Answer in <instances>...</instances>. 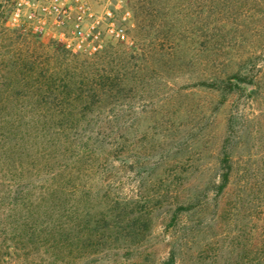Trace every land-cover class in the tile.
I'll return each mask as SVG.
<instances>
[{
    "label": "rangeland",
    "instance_id": "374dc122",
    "mask_svg": "<svg viewBox=\"0 0 264 264\" xmlns=\"http://www.w3.org/2000/svg\"><path fill=\"white\" fill-rule=\"evenodd\" d=\"M123 1L0 3V194L21 178L33 184L39 205L44 188L68 186L65 226L74 228L71 216L77 212V229L85 234L114 227L103 216L125 207L142 219L134 224L144 232L143 241L93 238V248L68 247L65 264H163L172 247L179 264H239L238 256L226 253L244 220L228 215L227 205L245 168L264 191V81L261 94L252 97L243 90L229 93L228 80L259 73L264 0H174L172 12L159 19L168 28L150 27L139 36L132 22L138 15L135 0L127 6ZM111 6L122 10V24L106 25ZM96 29L106 36L125 33V44L117 42V34L100 42L112 66L95 65L112 69L123 85L85 113L80 105L77 130L42 123L61 116L38 108L35 90L38 77L51 66L52 42L79 50L94 43L89 36ZM225 153L235 168L228 199L216 188ZM259 200L262 211V193ZM0 203L1 253L10 247L8 264H22L13 228L3 225L14 221L7 214L11 201ZM188 206L195 208L183 211ZM43 246L28 245L35 251ZM218 253L222 256L216 258Z\"/></svg>",
    "mask_w": 264,
    "mask_h": 264
},
{
    "label": "trees",
    "instance_id": "16d2710c",
    "mask_svg": "<svg viewBox=\"0 0 264 264\" xmlns=\"http://www.w3.org/2000/svg\"><path fill=\"white\" fill-rule=\"evenodd\" d=\"M3 1L6 2V5L12 7V4H10L12 0H0V3ZM194 1L198 3L199 0ZM128 3L129 0L123 1L124 6H127ZM175 6L174 0H135L134 7L138 15H134V18H132V22L134 21L133 23L136 27L134 32L136 30L139 36L140 33L147 28L150 29V27L152 29L157 27L168 28V25L164 26L159 19L163 15L167 16L170 14ZM111 12L112 17H107L106 25L115 26L122 24V19L124 18L122 10H115L114 6H111ZM141 17L142 19L140 20L139 18ZM119 31L120 33H118ZM116 34H119L117 42L125 44V41H122V38L125 36L122 30H117L112 34L108 33L106 36V33L101 32L100 29L94 30L91 36H89V39H95L94 43L89 46L81 45L79 50H76L74 47H68V45L62 42H52L49 60L51 66L40 74L42 77H38L40 80L37 82L38 86L35 90L38 98V108L44 111L55 110L61 116H56L53 120H44L42 123H55L64 132L73 129L77 130L81 121L75 117V114L79 111L80 105L83 106V112L87 111L92 106L101 103L100 100L103 94L111 95L113 91L123 85L124 82L119 77L120 75H115L112 69L95 68V65H99V63L103 67H110L114 63L110 60L111 56L107 55V50L101 49L99 46L100 42L108 36L112 40H115ZM126 35L129 38L130 35ZM172 35L173 27L169 29L167 36L170 37ZM80 56L84 57V60H81ZM125 57L126 55H123L119 61L123 63ZM247 59H253V57L250 56ZM262 61L263 64L259 65L260 70L256 76L233 75L228 80L229 93H234L235 90H243L249 92V95L252 97L259 96L262 91L261 84L264 81V60ZM22 169H20L21 172ZM234 174L235 168L231 161V155L225 153L220 168V183L216 186L219 197L223 198L227 196L226 199L229 198ZM20 181L21 178L19 181H16L17 184L8 193H4V196L0 194V200L10 199L11 201L7 214L14 221L5 222L3 225H11L13 228V241L17 242L15 248H13L22 253L23 257L22 255L19 256L22 264H36V260H40L43 264H65L64 251H67L68 247L73 248V251L78 250L77 247L80 245L81 249L93 248L94 246L90 244L94 240L93 238L96 241H101L103 238L108 240H120L121 238L126 243H135L136 240L143 241L146 239L144 232L141 230L137 231V224H134L142 223V219H134V217L127 214L128 207L122 208L121 213L117 215H104L103 221L114 225V227H109V224H107L104 231H100L97 228L88 234L79 231L77 228L80 218L76 214L77 212L73 213L75 214L74 216H71L75 219H72L74 228L68 229L65 224L67 218L70 217L66 214V210L63 211L64 207L62 206L64 204V197L69 192L68 186H56L53 184L49 185V188H44L41 196L43 201H40L38 205L32 196V190H34L33 184H30V182L23 184ZM2 183L3 181L0 182V184ZM49 193H51V198H45ZM261 193L264 195V191L261 190V186L254 178L251 169H243L240 181L237 183V189L227 205L228 215H231V217L241 215L244 220L241 229H239V237L231 240L229 244L230 250L226 253L232 259L238 256L239 264H264V210L260 211L262 202L259 200ZM46 200L48 203H51L49 207L45 208L41 203L46 202ZM262 207H264V204ZM3 208L0 203V210ZM194 208L188 206L183 208V211H190V209ZM124 223H126V226H123ZM35 242H40L44 245L42 247L44 251H41L40 248L35 251L28 247L30 243L35 244ZM1 251L2 248H0V264H8L7 261L13 255L10 252V247L5 248V253H1ZM79 253L82 254L80 250ZM45 255L47 256L45 259L48 262L42 258ZM178 255V250L172 247L163 264H179ZM221 256L218 253L216 258ZM228 264L231 263L229 262Z\"/></svg>",
    "mask_w": 264,
    "mask_h": 264
},
{
    "label": "built area",
    "instance_id": "2783aa9c",
    "mask_svg": "<svg viewBox=\"0 0 264 264\" xmlns=\"http://www.w3.org/2000/svg\"><path fill=\"white\" fill-rule=\"evenodd\" d=\"M119 35V34H118Z\"/></svg>",
    "mask_w": 264,
    "mask_h": 264
}]
</instances>
